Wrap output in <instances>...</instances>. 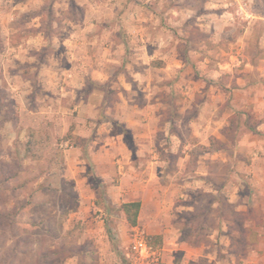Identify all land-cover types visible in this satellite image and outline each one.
Returning <instances> with one entry per match:
<instances>
[{"label": "rangeland", "instance_id": "rangeland-1", "mask_svg": "<svg viewBox=\"0 0 264 264\" xmlns=\"http://www.w3.org/2000/svg\"><path fill=\"white\" fill-rule=\"evenodd\" d=\"M139 7L141 15L158 21L151 28L159 37L154 45L134 37L127 28L106 24L110 18L115 22L137 16ZM108 31L114 35L111 39ZM143 45L149 48L142 49ZM188 53L194 62L185 77L195 82V90L179 84L182 63L190 61ZM205 57L212 69H221L219 63L243 69L264 59V0H0V264H131L133 227L123 220L119 208L125 198L120 196L118 204H112L109 196L113 191L117 197L120 175L103 184L91 165L93 149L99 150L109 133H100L98 125L116 117V102L126 97L142 105L170 102L160 108V126L175 120L171 129L187 133L186 120L196 107L182 116L177 101L202 100V85L214 81L203 72L200 61ZM105 60L114 73L108 83L97 87L83 71L93 62L102 68ZM79 64L84 66L77 76L86 83L73 91L60 76L65 78L66 69L78 72ZM134 70L144 74L141 80ZM172 70L171 79L162 78ZM45 71V77L58 84L47 80L45 87L40 78ZM121 76L125 84L119 83ZM217 81L230 83V74ZM95 87L97 107L85 101ZM230 93L227 88L229 100ZM85 115L97 116L98 122L91 118L92 123L85 122ZM231 119L227 137L233 141V126L240 124L241 117L236 112ZM251 124L255 127L256 121ZM121 129L117 125L112 132L119 134ZM170 142L164 130L159 131L160 152ZM168 158L173 159L169 154ZM161 170L164 184L171 171ZM214 173L225 193V182L233 173L228 166ZM224 193L221 208H214L217 199L212 193H199L194 196V210L176 213L178 240L185 243L169 248L164 241L158 246L160 264H264V246L259 242L264 233L257 231L261 213L251 208L235 215L223 200ZM165 206L164 200L160 208L149 203L142 220L149 224L150 213L157 211L164 224ZM230 220L234 224L227 228L224 222ZM247 220L257 230L253 223L245 226ZM219 221L226 228L217 234L213 227ZM137 226L154 241L144 224ZM101 255L108 257L101 261Z\"/></svg>", "mask_w": 264, "mask_h": 264}, {"label": "crops", "instance_id": "crops-1", "mask_svg": "<svg viewBox=\"0 0 264 264\" xmlns=\"http://www.w3.org/2000/svg\"><path fill=\"white\" fill-rule=\"evenodd\" d=\"M109 5L111 9L113 7L112 3H109ZM117 5L123 8L120 3ZM136 11L137 16L132 18H126V16L115 20V22L113 18H110L106 20V24L111 26L115 23L118 27L117 30L121 27H123V30L127 28L134 34V37L140 38L149 45L155 43L159 40V37L156 32L151 33V28L156 27L158 21L154 16L141 15V7ZM129 15L131 16V14ZM96 36L98 34H95ZM112 36H114L113 33L108 31V38L111 39ZM149 45H143L142 49H148ZM139 52L141 56L144 55L142 50ZM139 58L141 57L139 56ZM188 58L191 62L182 63L185 67L181 72L179 84L195 90V82L185 77L186 74H190L194 62L193 55L188 53ZM231 58H233V55H231ZM108 61L105 60L100 63L102 68H97L98 66H95L96 62L88 63L91 66L88 71H83L82 67L84 65L79 64L78 67L81 68L78 72L71 70L72 68L66 69L64 71L65 78L63 79L62 76L60 78L73 91H79L86 83V79L81 78L82 80H80V77L77 76L81 75L80 72L83 71L95 83V86L101 87L102 85L103 87L109 82L111 74L114 73ZM206 61L208 62L207 57H205V61H200L202 67L205 68L203 72L205 74L206 72L209 73L214 81L210 82V86L207 84L202 85L204 89L199 90L203 94L202 100L177 101L180 109L179 114L181 113L182 116L191 108L196 107L195 114L186 120L187 133L182 130L179 131L175 127L171 129L172 123L176 124L175 120L173 122L170 119L166 120V125L160 126V122L163 120H161L163 114L160 108L168 106L170 102L145 101L142 105L137 101H133V99L129 101V98L121 97L122 101L116 102L119 107L116 117L104 119L98 125L100 133L106 130L109 133L104 136L106 137L105 140L102 139L104 141H102L103 144L99 150L93 149V155L90 156L93 172L101 180V183H110L115 174L120 175V184L116 190L118 191L117 197L115 194L113 195V191L109 193V196L112 199V204H118L116 202L120 201V196H124L125 199L121 200L119 208L123 220L127 222L128 226L132 227L121 208L122 204L140 201L141 209L137 225L144 224L145 230L152 236H162L161 246L166 241L168 243L166 247L169 248L185 243L178 240L181 232L175 218L177 212H191L194 210V196L199 193H212L214 198L217 199L213 205L214 208H221L222 198L220 194L224 193V190L221 188L223 186L222 182L216 179L214 173L221 166H228V169L233 173V178L231 177L230 180L225 182L224 189L226 191L224 195L226 198L223 200L230 204L235 215L240 211L244 212L251 208L258 209L261 213L259 215L262 220L261 229L257 230L252 220H247L245 226H252L253 223V230H257L259 234L264 233V226L262 227L264 225V59H261L257 65L247 63L243 69H235L230 63H219L221 69H212ZM227 65L229 67L226 69ZM173 72L174 70L162 78L171 79L175 74ZM47 73L48 71H45L40 75V78L44 81V86H47L45 85L47 80L58 84L52 77L46 78L45 74ZM53 73V77L56 78V71L53 70ZM226 73L230 74V83L218 84L219 76H224ZM256 73L257 76H255ZM133 75L141 80V76L144 74L141 71L134 70ZM251 76H255L254 79H251ZM119 83H126L125 80L123 81L122 76L119 77ZM97 87L93 88L91 94L85 100L89 101L88 104L94 107L99 106V101L96 100L97 95H99L96 91ZM227 88L231 89L230 94L232 97L230 100L228 99L229 96L225 94ZM102 99H100V102ZM236 112L241 120H239L240 124L237 122L233 126L236 136L231 141L227 137V131H229L227 128L230 129L231 116ZM91 116L87 115V119L79 120L89 122L88 118H91L92 121L98 122L97 116ZM183 119L182 117L180 122ZM254 121H256L255 127L254 124H251ZM117 125L122 127L119 134L112 132ZM161 130H164L166 137L171 141L164 148V153L160 152L156 144ZM161 153H163L162 157ZM168 154L172 156V160L168 158ZM161 168L171 171L167 172V180L164 184L160 181V175L163 173ZM240 173L246 175L243 177ZM241 177L243 178L241 179ZM161 187H164L162 193L159 190ZM162 200L165 201L167 211L164 224H160V218L162 220V217L158 215L157 211L150 213L149 224H146L142 220L144 208L149 203H153L155 207L157 205L160 208ZM179 200H181L180 204ZM80 212L81 209L77 211V213ZM87 217L88 215L85 218ZM222 224L223 222L219 221L218 225L213 227V232L219 234L223 228L232 227L234 223L230 220L224 222L226 227H223ZM233 233H236V231H233ZM259 240L264 246V238H259ZM98 248L103 250L100 245ZM106 257L108 256L101 255L99 258L101 261H105Z\"/></svg>", "mask_w": 264, "mask_h": 264}, {"label": "built area", "instance_id": "built-area-1", "mask_svg": "<svg viewBox=\"0 0 264 264\" xmlns=\"http://www.w3.org/2000/svg\"><path fill=\"white\" fill-rule=\"evenodd\" d=\"M128 258L131 264H160L162 250L153 245L144 230L134 226L129 242Z\"/></svg>", "mask_w": 264, "mask_h": 264}, {"label": "trees", "instance_id": "trees-1", "mask_svg": "<svg viewBox=\"0 0 264 264\" xmlns=\"http://www.w3.org/2000/svg\"><path fill=\"white\" fill-rule=\"evenodd\" d=\"M153 64H156V66H160L159 63L152 62ZM70 137H72V134H69ZM67 136V138L69 137ZM122 210L125 213L126 219L128 223L134 227L138 223V216L141 209V202L140 201H132V202H126L122 204ZM154 241H152L153 245L155 247H158L162 243V236H152L151 237Z\"/></svg>", "mask_w": 264, "mask_h": 264}]
</instances>
